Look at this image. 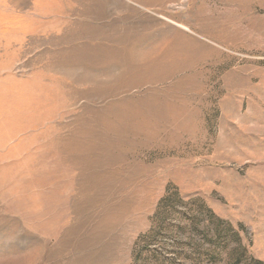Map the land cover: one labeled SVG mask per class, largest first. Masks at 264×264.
<instances>
[{"label":"rangeland","instance_id":"rangeland-1","mask_svg":"<svg viewBox=\"0 0 264 264\" xmlns=\"http://www.w3.org/2000/svg\"><path fill=\"white\" fill-rule=\"evenodd\" d=\"M0 4V264H264V0Z\"/></svg>","mask_w":264,"mask_h":264},{"label":"crops","instance_id":"crops-1","mask_svg":"<svg viewBox=\"0 0 264 264\" xmlns=\"http://www.w3.org/2000/svg\"><path fill=\"white\" fill-rule=\"evenodd\" d=\"M0 4H32L31 0H0Z\"/></svg>","mask_w":264,"mask_h":264}]
</instances>
